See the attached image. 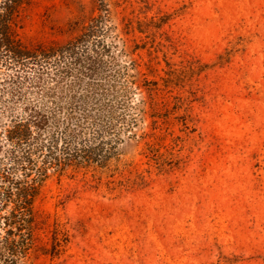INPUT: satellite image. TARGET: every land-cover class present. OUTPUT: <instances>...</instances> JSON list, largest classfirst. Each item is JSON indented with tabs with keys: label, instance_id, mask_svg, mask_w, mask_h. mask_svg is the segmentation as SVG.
<instances>
[{
	"label": "rangeland",
	"instance_id": "obj_1",
	"mask_svg": "<svg viewBox=\"0 0 264 264\" xmlns=\"http://www.w3.org/2000/svg\"><path fill=\"white\" fill-rule=\"evenodd\" d=\"M105 4L28 0L12 25L27 49L61 47L108 9L92 79L0 59V172L47 87L111 99L131 126L103 167L49 172L19 264H264V0Z\"/></svg>",
	"mask_w": 264,
	"mask_h": 264
},
{
	"label": "trees",
	"instance_id": "obj_2",
	"mask_svg": "<svg viewBox=\"0 0 264 264\" xmlns=\"http://www.w3.org/2000/svg\"><path fill=\"white\" fill-rule=\"evenodd\" d=\"M27 1L0 0V59L6 63L9 59L19 68L31 60L43 70H56L59 81L63 75L92 79L107 48L108 9L67 45L30 50L20 44L12 29ZM98 1L106 8V0ZM58 87H47L44 99L49 102L34 105L27 118L13 119L7 131L9 141L20 150L11 151L12 166L0 172V230H4L3 235L0 233V264H19L33 250L34 203L49 172L63 174L95 164L103 167L122 143V131L131 128L123 115L115 117L111 99L101 98L91 104L76 97L65 104L57 98L51 101ZM118 123L123 125L122 130L117 128ZM20 171L25 179L18 177Z\"/></svg>",
	"mask_w": 264,
	"mask_h": 264
}]
</instances>
